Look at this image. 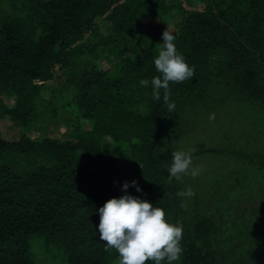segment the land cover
Instances as JSON below:
<instances>
[{"label": "trees", "instance_id": "obj_1", "mask_svg": "<svg viewBox=\"0 0 264 264\" xmlns=\"http://www.w3.org/2000/svg\"><path fill=\"white\" fill-rule=\"evenodd\" d=\"M168 26L194 68L169 82L172 111L139 83L160 75ZM213 82L241 111L219 147L188 152L209 161L186 203L166 167L189 112L225 103L204 97ZM0 119L18 129L0 136V264H35L33 237L66 264H119L96 209L133 179L142 191H126L183 225L173 264H264V0H0Z\"/></svg>", "mask_w": 264, "mask_h": 264}, {"label": "clouds", "instance_id": "obj_2", "mask_svg": "<svg viewBox=\"0 0 264 264\" xmlns=\"http://www.w3.org/2000/svg\"><path fill=\"white\" fill-rule=\"evenodd\" d=\"M162 43L153 62L159 76L150 81L140 79L142 86L149 83L152 87V98L161 99L169 111L175 107V101L169 99V82H180L193 77L194 68L188 64L184 56L177 50L174 35L168 27L162 31ZM171 160L167 164L169 177H179L188 173L192 157L183 150H172ZM199 166L191 167L190 174L196 176ZM134 186L137 192L142 191L135 181H124L121 195L107 199L96 211L99 213L97 231L99 239L108 248L119 253V264H145L151 260L153 264H173L180 258L183 225L172 223L165 218L163 208L153 205L147 199L135 196L126 191Z\"/></svg>", "mask_w": 264, "mask_h": 264}, {"label": "rangeland", "instance_id": "obj_3", "mask_svg": "<svg viewBox=\"0 0 264 264\" xmlns=\"http://www.w3.org/2000/svg\"><path fill=\"white\" fill-rule=\"evenodd\" d=\"M200 3L201 2H199L198 4ZM170 29L171 26H168V30ZM213 60L221 61L223 59L213 58ZM97 65L103 69H106L108 67L103 60H98ZM207 72L212 73L210 74L211 80L218 81L219 76L216 74L218 72V69L216 70L215 68H213L211 72ZM38 74L41 75L42 72ZM226 82H222L223 87H225ZM38 83L42 95L44 97L48 96L47 79H40ZM207 87L211 89L208 97V94L205 95L206 92L204 93V97L207 99V102H212L215 99L221 100L223 98L225 103L215 104L211 109L210 105H208V108L206 107L207 104H205V102L199 103L196 109V114H194V112L190 109L191 111L188 115L190 117V121L186 125H184L179 132L178 138L175 140V143L173 142V149L176 148L185 152H197L202 149L219 147L220 142L224 139L226 134L220 130L224 126H226V128H229L231 119H238L242 103L240 101L234 100L231 97V84H229L227 90L226 88L221 89V87L218 86L216 82L207 84ZM227 99L229 100V102ZM7 101L8 104L12 103L11 99H8ZM234 102H237L239 104L236 105V103ZM201 129H203L204 131L202 138ZM64 130V128H61L59 132H64ZM38 133L39 132L37 129L31 130V132H29L32 137L38 136ZM0 136L3 139L15 140L18 138V129L13 128L7 119H0ZM176 141H178L179 144H176ZM217 159L218 158H216V160ZM208 161L209 154L207 153L194 157L191 160V164L199 166L198 172H201L205 170L201 165ZM189 174L190 171L188 173H183L178 177L179 186L182 188V191H184L183 195L186 199V203L187 200L191 197V194H195L191 192V183L195 182L199 186V188H202L200 186V183L206 182V180L203 178H197V180L194 179L193 181L187 180V176H189ZM30 250L35 264H66L65 256L63 255V253L59 250L48 248L44 244V240L41 237L32 238L30 243Z\"/></svg>", "mask_w": 264, "mask_h": 264}, {"label": "built area", "instance_id": "obj_4", "mask_svg": "<svg viewBox=\"0 0 264 264\" xmlns=\"http://www.w3.org/2000/svg\"><path fill=\"white\" fill-rule=\"evenodd\" d=\"M200 1V0H199Z\"/></svg>", "mask_w": 264, "mask_h": 264}]
</instances>
